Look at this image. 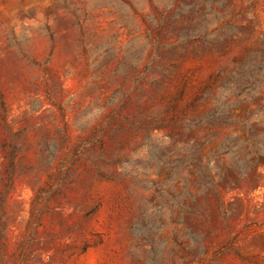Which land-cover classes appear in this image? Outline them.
I'll return each mask as SVG.
<instances>
[{
  "label": "rangeland",
  "instance_id": "obj_1",
  "mask_svg": "<svg viewBox=\"0 0 264 264\" xmlns=\"http://www.w3.org/2000/svg\"><path fill=\"white\" fill-rule=\"evenodd\" d=\"M0 264H264V0H0Z\"/></svg>",
  "mask_w": 264,
  "mask_h": 264
},
{
  "label": "trees",
  "instance_id": "obj_2",
  "mask_svg": "<svg viewBox=\"0 0 264 264\" xmlns=\"http://www.w3.org/2000/svg\"><path fill=\"white\" fill-rule=\"evenodd\" d=\"M245 76L243 78L240 79V81L244 80ZM227 86L231 87L233 84H237L238 80H234L232 78H230L229 80L226 81ZM197 101V100H196ZM196 101L193 103V107L196 104ZM215 104V109L213 110V112H211V114L201 118L196 124H200V123H207L208 119L211 120H215L217 115H223L225 113H229L231 111V109L233 108V104H229L227 102H223V103H219L217 101L213 102ZM184 163V161H179V159H176V165H182Z\"/></svg>",
  "mask_w": 264,
  "mask_h": 264
}]
</instances>
